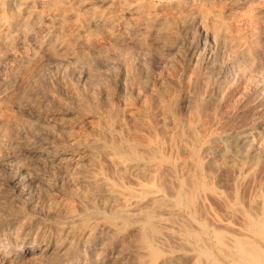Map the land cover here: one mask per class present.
Returning a JSON list of instances; mask_svg holds the SVG:
<instances>
[{
	"label": "bare ground",
	"instance_id": "6f19581e",
	"mask_svg": "<svg viewBox=\"0 0 264 264\" xmlns=\"http://www.w3.org/2000/svg\"><path fill=\"white\" fill-rule=\"evenodd\" d=\"M145 1L0 0V69L9 66L15 73L11 74L12 78L9 77L8 84L0 86V181L3 179L1 166H5V159L10 160L11 165L17 164V167L27 163V166L29 163L30 166L34 165L32 168L24 166V172L10 178V181L13 187L19 189L17 191H21L27 180L38 179L34 190H31L32 195H44L47 211L64 222L55 236L47 238L45 247L51 249V253H48L51 256L49 264L126 263L124 259L130 257L134 264H169L179 258H184L183 264H230L222 261L218 253L228 258L231 264H264V240L260 243L261 238L224 234L219 230H209L200 222L199 215L204 205L200 194L205 192H200L204 187L199 179L200 171H194L199 176L195 178L193 168L187 170L193 165L190 160L193 156L189 158L186 155L182 161L179 160L180 156L176 155L177 159L175 154L172 156L166 150L167 146L176 152L192 146L195 150V144L199 142L194 132H190L192 130H189L190 135L183 132L196 118V111L192 110L196 102L193 103L195 100L192 96L188 94V99L169 97L165 100L162 94L164 90L154 91L155 94L152 92L150 96L152 103L147 101L150 107L146 108L147 104L144 106L143 101L140 107L144 106L145 109L137 110L134 107L137 111H130L128 107L130 110L126 111L127 107L123 110L113 105L115 98L113 96L112 101L108 95L111 83L109 85L104 71L101 73L106 77L99 75L93 90H85L87 99L82 94L80 96L84 99L78 98L76 88L69 83L71 81L66 82L62 76L59 78L63 93L66 91L72 97L76 94L79 108H69L72 103L69 107L68 102L66 105L64 101L62 103L59 97L66 94L56 96V92H51L52 87L43 93L46 94L48 106L43 111L28 108L25 104L30 97L29 88L34 86L31 90L34 92L39 86L41 67L47 62H75L76 65L85 66L88 75L91 74V58L99 57L103 49H110V45L118 49L117 52L126 51L125 55L121 54L122 58L127 57L125 60L130 58L125 63L119 58V70L113 76L117 80L116 86L118 83L126 90L129 88V77H140L139 73L143 70L137 67L143 64L144 57H150L146 50L151 53L150 46L156 44L155 41L158 43L163 35L173 37L177 25L184 30L196 24L204 31L203 37H208L214 43L223 35V30L221 33L211 26L216 14L207 15L190 8L194 0H170L173 9L185 10L183 16L152 10ZM100 39L108 43L106 48L98 45L96 41ZM27 41L32 45L30 49L19 52ZM171 41L166 46L162 42L164 50L173 49ZM135 44H140L147 56L144 52H136L138 48L135 50L134 46L129 50H135L137 54L127 51ZM131 52L136 56L128 57ZM127 62L131 64L127 66ZM130 65L136 66L135 71H128ZM209 66L210 62L207 61L205 68ZM60 71L62 74V69ZM139 84L142 87L143 82ZM190 98L194 100L190 102L195 104L191 109L192 114L195 112L192 115L195 118L191 119L190 115L185 119L181 114L185 119L182 120L178 115L179 104ZM61 103L67 108L60 107ZM53 105L59 106L58 109H53ZM97 109H101L100 112ZM83 116L94 117V120L87 121L88 130H81ZM188 128L192 129L190 126ZM207 139L197 143L198 149H209L211 146L206 151L215 149V137ZM223 152L214 150L210 158V165L220 171L231 160ZM191 154L196 161L195 152ZM195 164L198 168L200 163ZM50 169L52 176L46 177ZM61 169L66 172H58ZM186 171H192L193 178ZM185 173L188 177L184 176ZM55 188L60 192L57 200L53 198ZM0 200H7V203L3 202H10L13 208L16 206L3 192H0ZM13 219L8 218L6 228H0V238L4 239L0 243V252H3V257L14 252V257L19 259V253L27 254L33 245L25 244L26 236L15 232L16 228L13 230ZM10 237L15 239V245L9 244ZM34 237L33 244L37 245L41 240L39 235ZM19 239L24 245L17 243ZM46 256L42 257L45 259Z\"/></svg>",
	"mask_w": 264,
	"mask_h": 264
},
{
	"label": "rangeland",
	"instance_id": "374dc122",
	"mask_svg": "<svg viewBox=\"0 0 264 264\" xmlns=\"http://www.w3.org/2000/svg\"><path fill=\"white\" fill-rule=\"evenodd\" d=\"M145 3L149 5L152 10H161L165 13L178 14L179 16L186 14L185 10L182 8L177 10L173 9L170 0H146ZM190 8L207 15L216 14L215 17L217 18H212L211 23L213 24L211 26L214 29H219L221 33L223 30V35L221 34L222 36L218 39L219 41L217 40L215 41L216 43H214L211 42L208 37H203L202 32L204 31L197 28L196 24H193L190 29L184 30L179 29L180 27L177 25L172 35L173 37L163 35L158 43L157 41L154 42L156 43L154 44L155 46L152 45L156 48L149 45L150 48L154 49L153 51L150 49L151 53H148L149 50L147 48V50L143 48L150 57L147 56L146 51H142L140 48L141 46H139L140 44L130 46L127 51L131 47L134 49V46L135 50L136 48L139 49H137L136 52H144L145 56H147L144 57V61L145 58H147L146 62L143 61L142 64L144 68L142 65L139 67L143 69L137 67L140 71L143 70L139 73L141 74L139 76L143 77V81L140 79L143 82L142 87L139 84L142 83L139 80L140 77H138V79H131L129 77V88H126V90L118 86V83L116 86L117 80L116 77H114V80L113 76H115L119 70L117 61L120 58L119 61L122 59L125 63L130 58L125 60L127 57L122 58L121 54L125 55L126 51L125 53L122 51H120L121 53L117 52L118 49L111 48L108 43L100 39L96 41L98 45H102L101 47L108 45L110 49L105 48L110 52L106 49L104 51L103 49L104 53L101 51V55L99 57L97 56L98 59H95L96 56L91 58L93 61L89 59L88 62L90 63L91 61V64L88 63L90 65L89 70L91 74L87 75L85 66L79 63H77L79 65H76L75 62H47L43 64L39 74V82H42V86L39 83V86H36L37 88L34 89L36 92L34 90V92L31 91L34 86L31 89L29 88L30 97L25 104L28 108H38L43 111L45 107H48L47 97H45L46 94L44 95L43 93H45L48 88L52 87L50 88L52 90L51 92L53 94L56 92V96L66 94V96L62 95L59 97L60 100L62 99V103L63 101L64 104L68 102L67 105L70 104L68 107L73 104L72 107L69 108L76 109L77 104H79L75 97L76 94L72 97L69 96L66 91L63 93L64 88L61 86V81L59 79L61 76L66 82L68 80L71 81L69 83L76 88L78 98L80 97L83 99L86 97V91L90 88L93 90V85L96 86L95 84L99 79V75L104 76L102 78L107 76L108 78L106 77V79L109 81V85L111 83V88H109L111 90L108 95L112 101L115 98L113 105L116 108L119 107V109L127 107L128 110L125 108L126 111L130 109V111H137L139 108L142 110V107L145 109L144 106L146 104L147 108V106L151 105H148V102L150 101L152 103V98L150 96H152V92L155 94L154 91L164 90L165 93L162 91V94L164 98L166 97L165 100H168L169 97L181 99L189 95L190 97L192 96L195 100L192 99L194 102L190 98V100L183 101L179 104L180 109H178L180 111L178 110V112L180 113H178V115L181 116L182 120L187 119L190 115L192 119V115L195 113L192 114V110L196 111V118L194 116L193 118H195V120L192 119V122L194 121L193 124L191 123L192 125H189L192 129H189V126H187L184 128L185 131L183 132L190 135L191 133H189V130H192L190 132H194L193 135L195 134V138L199 140L197 143H203L211 136L215 137L213 142L215 149L212 148L213 151H224L225 153H223L225 155L227 154L228 159H231L227 164L228 166L226 165L225 168L220 171L210 165V158L213 155V151L212 149L210 150V152L212 151L210 156V152L206 151V149L209 150L212 146L209 149L206 148L203 150L199 148V150V144L196 143L194 147L195 150L192 146L187 147L189 149H183V151L182 149H178L177 152L176 150L171 151L172 148L168 146L166 147L170 155L174 156L175 154L174 157L176 158L180 156L181 158H179V160L185 158L186 155L189 158L191 155L195 157L191 152H195L196 154V161L195 158L191 157L193 158V160L190 158L193 165L189 166L187 170H192L193 168L192 171L195 175H192L195 178H199L200 176L199 179H201V183L203 182L204 184V187H202L203 190H200V192L202 191L201 193H203L204 191L205 193H199L201 198L204 199V205H202L201 208L202 214L201 216L199 215V220L202 224H205L209 230H219L224 234L233 233L232 235L237 236H239V234L245 237L248 235L250 238L253 236L254 239L261 238L259 242L262 243L261 240H264L263 231L261 232V230H264V0H194L192 4H190ZM168 33L167 35H169ZM169 41H171L173 49L171 51L167 49L164 50L163 46H166V44L169 45ZM31 46V43L27 41L24 47L19 49V52L28 50ZM132 49L129 51H134V53H136L135 50ZM154 51L157 52L153 55H158V57L151 56ZM106 53L111 56H107ZM115 55H119L120 57L118 56L116 58ZM106 56L108 60H106ZM127 56L133 57L136 55H133V52H131V54ZM207 61L210 62V66L205 68V63ZM128 63L131 64L127 62V66ZM130 66L131 70L128 69V71H135L134 69L136 66L135 68L133 65ZM86 67H88V65H86ZM61 69L63 71L62 74L60 71ZM11 71L9 66H4L0 69V86L9 83V77L11 76L12 78L13 76L11 74H15L14 71ZM108 71L110 72L109 74ZM143 72L145 75L142 74ZM111 75L112 77H110ZM136 80L139 82L137 83ZM138 85H140L139 88L137 87ZM131 87H133L132 90H130ZM91 90H89V92H91ZM166 94L169 96L167 97ZM172 94L175 95L173 96ZM148 96L150 98H148ZM186 98L188 99L189 97ZM73 99L76 100L77 103L73 101ZM143 101L146 103L144 102V106L140 107ZM188 101H192L193 103L196 102V107L195 104L192 102L188 103ZM74 102L76 104H74ZM62 103L61 105H64ZM115 103L118 106L115 105ZM61 105L60 107L67 108V106H65L66 104L64 106ZM58 107L56 105L52 106L53 109H58ZM192 107L195 108L192 109ZM198 107L201 108L200 111ZM77 108H79V106ZM97 110V112H100L99 110L101 109ZM60 114L61 113L58 114L59 117ZM92 118L94 117L83 116L82 120H84V124L82 122L83 125L81 124V130L87 129V121L90 119L94 120ZM186 128H188V130H186ZM188 150H190V152ZM188 153H190V156ZM214 154H216V152H214ZM182 161L184 160L182 159ZM195 163H200L198 168H196L197 166ZM13 164L14 163L11 165L10 160L5 159L3 164L5 166H1L3 179L0 181V192L7 194V197H9L16 206L13 208L9 205L10 202L6 204L8 199L0 200V204H2V206H0V214L4 213L2 215L6 216H2L1 218L0 215V228L2 227L1 229H5L9 222L8 218L13 219V216L16 215L15 219H13L15 220V224L12 223L15 226H13V230L16 228L15 232H19L22 237L26 236L25 239L27 241L25 244L33 246L27 254L19 253V259L14 257V252H10L7 257H3V252H0V264H49L51 261L49 258L51 256L48 253H51V249L45 247L46 241L49 237L51 238L58 233V229L64 225V222L47 211L44 204L47 199L44 195H32L33 191L31 190H34L35 185H37L36 183H38V179L31 178V181H29L32 183H29L27 180V183L25 182L22 186L21 191H17L19 189L13 187L14 185L11 184L12 181L10 180L14 176L20 174V172H24L26 167L29 166L32 168L34 166L33 164L30 166L31 163H29L28 166V163L25 165L20 164L19 167L16 166L17 164ZM24 166L25 168H23ZM61 171L64 172L65 170H58V172ZM192 171H189V176H191V178H193L191 175ZM194 171H202V173L198 172L199 176L197 177L196 175L198 174ZM47 172V174H45L46 177L52 176L51 169L47 170ZM185 175L186 173L184 176ZM186 176L188 177V174ZM25 185L26 191L24 190ZM53 192V198L57 200L60 194L59 189L55 188ZM3 201H6V203ZM3 203H5V205H3ZM260 227L262 228L260 229ZM34 236H37L41 240L37 245L33 244L32 239L35 238ZM2 239L3 238H0V243L4 242V239L3 241ZM9 240L10 245L16 244L14 238L12 239L10 237ZM17 243L20 246L24 245V243H21L20 239ZM41 255L43 257H45V255L47 256L44 259ZM218 255H220V257ZM218 255L217 256L222 261L231 264L229 259L225 258L224 255L221 253H218ZM131 259L132 257L124 260L127 261V264H134ZM135 259L136 258H133V260ZM38 260L40 263H38ZM46 260L48 261L46 262ZM183 261L184 258H179L169 264H183ZM124 262L125 261L112 264H126ZM187 264H189V262Z\"/></svg>",
	"mask_w": 264,
	"mask_h": 264
}]
</instances>
